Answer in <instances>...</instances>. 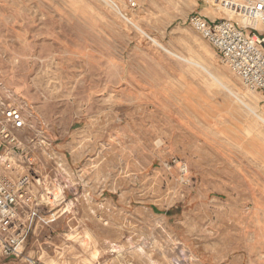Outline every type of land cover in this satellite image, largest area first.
Returning a JSON list of instances; mask_svg holds the SVG:
<instances>
[{"label": "rangeland", "instance_id": "obj_1", "mask_svg": "<svg viewBox=\"0 0 264 264\" xmlns=\"http://www.w3.org/2000/svg\"><path fill=\"white\" fill-rule=\"evenodd\" d=\"M194 13L238 21L221 0H0V116L23 107L72 166L71 211L0 264H264L263 97Z\"/></svg>", "mask_w": 264, "mask_h": 264}, {"label": "built area", "instance_id": "obj_2", "mask_svg": "<svg viewBox=\"0 0 264 264\" xmlns=\"http://www.w3.org/2000/svg\"><path fill=\"white\" fill-rule=\"evenodd\" d=\"M217 1V0H215ZM246 24L211 20L198 13L188 23L220 55L222 62L264 102V0H221ZM134 7L135 3H131ZM261 24L262 28L255 25ZM0 116V261L19 257L29 227L44 216L66 214L67 175L72 166L42 129L34 128L23 107L3 103ZM264 106V105H263ZM44 156L53 161L46 174ZM65 248L94 250L87 233L69 228L61 233Z\"/></svg>", "mask_w": 264, "mask_h": 264}, {"label": "bare ground", "instance_id": "obj_3", "mask_svg": "<svg viewBox=\"0 0 264 264\" xmlns=\"http://www.w3.org/2000/svg\"><path fill=\"white\" fill-rule=\"evenodd\" d=\"M238 21L240 22V24H246V22L245 21H243V20H240V19H238ZM257 28H262L263 26L261 25V24H256L255 25ZM71 203L70 202H67L66 203V212H69V211H71ZM94 246H95V244H94ZM94 249H95V247H94ZM92 253V252H91Z\"/></svg>", "mask_w": 264, "mask_h": 264}, {"label": "crops", "instance_id": "obj_4", "mask_svg": "<svg viewBox=\"0 0 264 264\" xmlns=\"http://www.w3.org/2000/svg\"><path fill=\"white\" fill-rule=\"evenodd\" d=\"M93 251H94V250H93ZM93 251H92V252H93ZM100 256H101V252L96 251V252H94V254L92 255V258H93V260H97V261H99Z\"/></svg>", "mask_w": 264, "mask_h": 264}]
</instances>
